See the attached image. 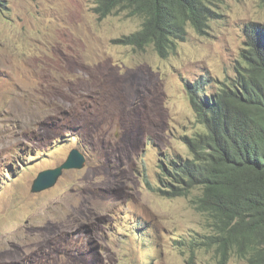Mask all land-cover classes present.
Segmentation results:
<instances>
[{"label":"rangeland","instance_id":"rangeland-1","mask_svg":"<svg viewBox=\"0 0 264 264\" xmlns=\"http://www.w3.org/2000/svg\"><path fill=\"white\" fill-rule=\"evenodd\" d=\"M0 4V264H218L209 218L165 195V174L204 129L185 84L234 78L264 0H223L167 59L113 43L141 21L98 20L93 0ZM72 150L80 169L65 166ZM49 169L54 186L32 193Z\"/></svg>","mask_w":264,"mask_h":264},{"label":"trees","instance_id":"trees-1","mask_svg":"<svg viewBox=\"0 0 264 264\" xmlns=\"http://www.w3.org/2000/svg\"><path fill=\"white\" fill-rule=\"evenodd\" d=\"M222 2L93 0V12L98 20L119 13L139 19L137 31L113 43L138 52L150 46L167 59L187 39L188 27L207 35ZM248 32L233 79L215 92L200 82L185 84L195 121L204 129L184 138L190 157L169 161L165 174L171 183L164 194L194 196L196 211L209 218L213 234L204 245L215 249L218 264L232 257L264 264V25L255 23Z\"/></svg>","mask_w":264,"mask_h":264},{"label":"water","instance_id":"water-1","mask_svg":"<svg viewBox=\"0 0 264 264\" xmlns=\"http://www.w3.org/2000/svg\"><path fill=\"white\" fill-rule=\"evenodd\" d=\"M65 166L66 168H82L83 158L78 151L72 150L69 153ZM59 174L60 169H49L39 173L36 179L33 181L31 192H42L54 186L58 180Z\"/></svg>","mask_w":264,"mask_h":264},{"label":"clouds","instance_id":"clouds-1","mask_svg":"<svg viewBox=\"0 0 264 264\" xmlns=\"http://www.w3.org/2000/svg\"><path fill=\"white\" fill-rule=\"evenodd\" d=\"M188 28H190V27H188ZM188 28H187V32H188ZM192 29V28H191ZM194 31V30H193ZM195 32V31H194ZM119 39V38H118Z\"/></svg>","mask_w":264,"mask_h":264},{"label":"bare ground","instance_id":"bare-ground-1","mask_svg":"<svg viewBox=\"0 0 264 264\" xmlns=\"http://www.w3.org/2000/svg\"><path fill=\"white\" fill-rule=\"evenodd\" d=\"M113 2V1H112ZM133 7V6H132Z\"/></svg>","mask_w":264,"mask_h":264}]
</instances>
